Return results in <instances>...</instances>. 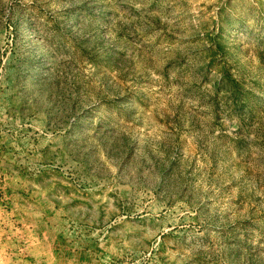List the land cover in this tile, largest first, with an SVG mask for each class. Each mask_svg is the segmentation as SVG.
Here are the masks:
<instances>
[{"label":"rangeland","instance_id":"rangeland-1","mask_svg":"<svg viewBox=\"0 0 264 264\" xmlns=\"http://www.w3.org/2000/svg\"><path fill=\"white\" fill-rule=\"evenodd\" d=\"M0 264H264V0H0Z\"/></svg>","mask_w":264,"mask_h":264}]
</instances>
